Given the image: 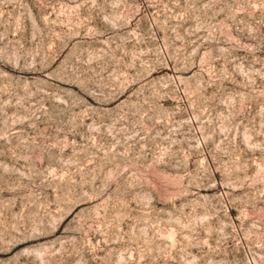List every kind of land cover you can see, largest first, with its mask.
Listing matches in <instances>:
<instances>
[{
    "label": "rangeland",
    "instance_id": "rangeland-1",
    "mask_svg": "<svg viewBox=\"0 0 264 264\" xmlns=\"http://www.w3.org/2000/svg\"><path fill=\"white\" fill-rule=\"evenodd\" d=\"M0 264H264V0H0Z\"/></svg>",
    "mask_w": 264,
    "mask_h": 264
}]
</instances>
